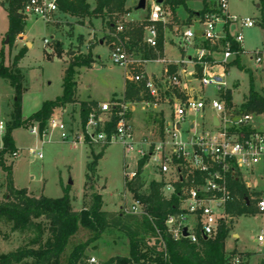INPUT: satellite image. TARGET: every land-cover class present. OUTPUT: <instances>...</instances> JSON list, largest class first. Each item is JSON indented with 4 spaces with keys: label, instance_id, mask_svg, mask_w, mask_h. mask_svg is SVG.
<instances>
[{
    "label": "rangeland",
    "instance_id": "374dc122",
    "mask_svg": "<svg viewBox=\"0 0 264 264\" xmlns=\"http://www.w3.org/2000/svg\"><path fill=\"white\" fill-rule=\"evenodd\" d=\"M139 1L128 0L131 14L127 23L134 25L144 23L151 0L147 1L145 10L136 9ZM88 3L92 8L95 7L94 0H88ZM164 6L170 14L168 21L171 23L170 29L165 32L167 33L165 53L168 60L177 61L180 55L176 45L180 42V35L186 23L194 20V13L202 10L203 4L200 1H188L187 9L178 7L175 15L171 14L169 6ZM258 6L259 0H229L231 14L239 18L256 19L258 26L263 28ZM187 10L191 11L190 15ZM123 22L124 17L118 20V25H123ZM25 24L23 34L17 37L10 35L8 10L0 6V54L3 64L12 68L15 56L20 52L24 56L20 62L21 68L19 67L20 74L24 77L23 93L19 100L16 89L9 81L0 77V123L4 126L3 132H0V146L2 147V139L7 127L12 124L18 108L21 111V122L24 123L12 133L16 151L20 153L19 157L12 158L15 152L3 156L0 153V158H3L7 166H12L14 187L26 190L27 194L34 198L51 199L62 198L64 190L68 189L72 208L77 212L91 207L90 196L96 192L102 195L105 211L144 215L145 210L142 206L138 211L135 210L133 195L125 189L126 174L137 171L139 159L136 152H125L119 143L110 145L98 163L96 174L92 176L87 174V167L93 160L92 151L98 154L101 146L88 145L83 140L73 144L75 139L72 138L82 135L84 131L80 117V102L98 101L101 102L99 106L104 103L123 104L124 95L121 94L128 72L110 61L111 46L120 43L119 33L110 31L108 25L101 19L86 18L79 21L65 14H61L57 22L52 24H45L36 19H29ZM195 31L199 32L197 29ZM232 31L236 33V30ZM239 32L244 37V54L240 56V66L229 67L226 78L227 88L231 90V103L236 107H241L246 102L251 83L257 92L264 96V31L257 27ZM255 51L262 53V63L259 65L252 59L255 57ZM189 53L194 52L191 50ZM79 57L91 58L93 63L91 67L75 69L77 83L75 102L56 109L54 117L46 125L44 133L46 136L39 138V124L29 118L41 109L44 102L55 101L63 96L65 71ZM161 66L149 64L142 71L148 74L158 73ZM134 74L135 72H132V75ZM214 93L212 87L206 92L210 96ZM114 94L117 95L112 99ZM161 108L160 105L157 111L150 109L144 112L141 107H137L135 113L131 115L139 139L155 133L159 128L161 122L158 111ZM163 108L165 112H169L167 106ZM212 114L206 112L205 122H210ZM101 118L106 121L110 116L102 114ZM56 120L66 126L69 135L66 142L61 138V131H53L50 127V123ZM252 125L258 130H264V114L257 115ZM33 128H37V136L31 133ZM31 150H35V154L31 153ZM39 155H42L41 159ZM87 175L89 179L86 178ZM245 176L248 184L257 186L259 191H264V179ZM155 179L159 181L151 166H146L141 175L143 187L140 192L148 194L149 186ZM6 194V174L0 168V198L4 199ZM36 222L45 224L42 219ZM233 222L229 224L232 225V230L226 244L228 263H233L237 258L241 259L239 264L264 263V241L258 242L260 236L264 239V214L242 215ZM234 234L237 238L233 236ZM92 236L91 231L80 229L79 233L71 238L59 264H67L74 249L86 243ZM146 238L150 246L155 244L156 239L149 236ZM47 240L48 234H45L43 243ZM35 241L36 237L31 233L12 232L11 225H0V255L14 252L19 248L38 249V242ZM129 251L127 236L118 230L108 229L99 241L87 247L84 262L94 257L102 264L114 258H126ZM24 264H33V260H26Z\"/></svg>",
    "mask_w": 264,
    "mask_h": 264
},
{
    "label": "built area",
    "instance_id": "2783aa9c",
    "mask_svg": "<svg viewBox=\"0 0 264 264\" xmlns=\"http://www.w3.org/2000/svg\"><path fill=\"white\" fill-rule=\"evenodd\" d=\"M1 5L8 10L10 0H0ZM16 12L24 21L36 19L45 24L57 22L62 14L59 0H18ZM169 15L163 4L151 0L143 37L149 48H157L160 25L165 31ZM235 25L240 29H253L258 24L256 19L232 15L229 0H216L209 12L184 27L179 47L187 55L190 49L196 48L198 41H202L207 46L221 49L222 59L216 61L205 48H199L193 58L187 56L173 63L164 59L155 61L165 65L160 75L142 71L150 62L129 51L124 43L112 45L110 61L128 72L127 81L137 85L144 82L150 100L130 102L123 98V104H101L98 113L94 110L90 113L82 135L72 136L75 139L73 144L82 140L88 145L101 147L119 143L125 152L135 151L138 162L144 161V168L151 166L159 177L157 182L164 184V197L170 199L177 193L180 198V213L169 216L166 221L168 233L175 241L190 239L197 244L198 235L213 238L222 223L229 225L236 220L237 217L227 211V206L237 201L232 189L234 181L244 184L250 192L251 196L244 202L264 214V194L252 195L254 191L245 181V175L264 179V130L252 125L255 114L246 113L232 103L229 106L226 99L228 68L241 55L244 42L241 32L231 33V27ZM124 30L122 24L116 28L118 33ZM233 42L241 53L233 49ZM254 54L252 59L261 64L262 53L255 51ZM170 66L174 69L171 70ZM211 87L215 91L212 96L206 94ZM160 105L159 128L139 139L131 115L137 107L148 112L150 109L157 111ZM164 106L169 112H165ZM206 112L213 113L209 123L205 122ZM102 114H108L110 118L104 121ZM113 115L117 122L114 130L107 133L106 124L111 122ZM50 127L53 131H61L63 141L69 139L64 124L56 120L50 123ZM3 130V123H0V132ZM31 133L37 136V128ZM31 153L35 154V150ZM19 155L15 152L12 158ZM136 174L137 171L127 173L126 182H132ZM135 204L137 211L141 206L144 208L139 202ZM189 218L191 221L188 222ZM185 230L187 237L184 236ZM263 241L260 236L258 242ZM240 262L241 259L237 258L231 264ZM87 263L101 264L94 257Z\"/></svg>",
    "mask_w": 264,
    "mask_h": 264
},
{
    "label": "trees",
    "instance_id": "16d2710c",
    "mask_svg": "<svg viewBox=\"0 0 264 264\" xmlns=\"http://www.w3.org/2000/svg\"><path fill=\"white\" fill-rule=\"evenodd\" d=\"M192 0H164L163 5L169 6L173 12L178 7L187 9V2ZM201 1L203 9L199 15H204L210 11L216 0H193ZM18 0H10L8 8L9 31L14 37L24 33L25 21L16 12ZM95 7L92 8L88 0H59V7L62 14L83 21L86 18L101 19L108 25L110 31H116L118 20L128 15V0H94ZM261 22L264 30V0H259ZM189 14L191 11L187 10ZM125 30L118 34L120 42L127 49L135 54L141 55L142 60L155 62L164 57V27L160 25L157 48H149L144 42V28L146 23L134 25L123 22ZM232 47L240 52V48L234 42ZM241 53V52H240ZM0 54V77L10 82L16 89L18 100L22 92L24 77L20 74L19 63L24 57L21 52L14 58L12 68L3 64ZM60 57V56H59ZM91 58H76L66 69L63 88L64 94L55 101H48L42 104L41 109L33 114L29 120L39 124V135L42 138L46 125L50 121L55 110L63 108L75 102L77 83L75 81V69L91 67ZM240 66V59L237 58L232 66ZM143 93L144 96H141ZM124 98L126 101L134 102L143 99L150 100L146 94L145 83L139 85L127 81ZM227 103L231 105V91L226 95ZM246 113L255 115L264 114V96L257 92L253 83L246 102L241 106ZM99 112L97 102H80V117L83 127L88 122L92 111ZM21 111L18 108L15 112L11 125L7 127L2 139L0 153L11 154L16 151V146L12 133L19 129L24 123L20 119ZM117 122L115 115L111 117V122L106 124L105 131L110 133L114 130ZM110 145L101 147V151L95 154L92 151L93 160L87 167V174L94 176L99 161L103 158L106 149ZM0 168L6 174V191L4 199L0 198V225H11L12 232H28L36 237L38 249L19 248L14 252L0 255V264H24L26 260H33V264H59L60 258L69 246L71 238L75 237L80 229H87L93 236L84 244L78 245L72 252L67 264H88L84 262L85 250L90 244L96 243L108 229H115L123 232L129 240V256L126 258H114L104 264H231L228 263L225 255V243L232 230V225L222 223L217 235L213 238L198 235V243L194 244L190 239L175 241L168 233L166 221L169 216H176L180 213V198L178 194L172 195L170 199L164 197L162 189L164 184L152 181L148 194H142L143 187L141 175L143 174L144 161H139L137 165L136 178L132 182L125 181V189L133 195L135 202L144 206L145 214L142 216L132 214H116L103 210L104 202L102 195L93 193L91 207L80 212L72 208L70 190H64V196L58 199L47 197L34 198L27 194L26 190H18L14 187L12 166H7L3 158H0ZM89 179V175L86 176ZM234 195L237 201L227 206L228 213L234 217L242 215H257L258 210L244 202L249 198L250 192L241 182L232 183ZM252 195L259 197L261 194L252 192ZM45 221L37 223V220ZM234 222L232 221L231 224ZM48 234V240L43 243V237ZM156 239L153 246H150L146 237ZM88 260V259H87ZM264 264V263H261Z\"/></svg>",
    "mask_w": 264,
    "mask_h": 264
},
{
    "label": "crops",
    "instance_id": "0c3cea01",
    "mask_svg": "<svg viewBox=\"0 0 264 264\" xmlns=\"http://www.w3.org/2000/svg\"><path fill=\"white\" fill-rule=\"evenodd\" d=\"M147 1V0H146ZM201 2V1H200ZM129 4V3H128ZM128 4H127V9H129L130 10V6H128ZM137 8V7H136ZM146 8H147V4H146ZM203 9V8H202ZM176 11V10H175ZM201 11V10H200ZM199 11V12H200ZM230 11V10H229ZM199 12L197 13H194V20L195 19H197L198 17H199ZM148 13H149V9H148ZM231 13V12H230ZM130 14H131V12L128 14V15H126V16H124V21L125 22H129V20H128V18L130 17ZM171 14H173V15H175V12L173 13V11H171ZM148 15V14H147ZM147 15H146V17H147ZM188 15H190V14H188ZM233 15V14H232ZM234 16H236V15H234ZM146 17L144 18V19H146ZM175 17H177V15L175 16ZM238 17V16H237ZM251 19H253V18H251ZM194 20H192L191 22H189V23H186V25H185V27H187V26H190L191 24H192V22L194 21ZM136 21H138V20H136ZM171 25V23L170 22H168V25L166 26V29H165V31H164V35H165V41H166V37H167V33H165L167 30H169L170 29V26ZM257 27L258 28H260V29H262L263 30V28H261V27H259L258 25H257ZM257 27H255V28H257ZM237 29H238V31H237ZM254 29V28H253ZM232 30H236L235 32V34H237L239 31H241V30H243V29H240L239 28V26H237V25H235V26H232L231 27V33L233 34V35H235L234 33H233V31ZM250 30V29H249ZM264 31V30H263ZM174 43V42H173ZM180 43V42H179ZM179 43L176 45L177 47H178V49H179V55H180V57H179V59L177 60V61H179L180 59H182V58H186L187 56H188V58H193L195 55H196V53H197V50L199 49V48H205L206 50H207V52H209L211 55H212V57H213V59L214 60H216V61H220L221 59H222V56H223V53H222V51H221V49H219V48H216V47H210V46H205L206 44H203V42L202 41H198L197 42V45H196V48H194V49H190L189 51H191V50H193V54H190L189 52L187 53V55H186V53H184V52H182V50L180 49V47L178 46L179 45ZM174 45H175V43H174ZM164 46H165V43H164ZM242 54H244V49L242 50V53H241V55ZM240 55V56H241ZM240 56H238V58L240 59ZM212 57L210 58V59H212ZM163 59L164 60H166L167 62H170V63H173V62H177V61H172V60H168L167 59V57H166V53H165V47H164V57H163ZM237 60V59H236ZM21 62V61H20ZM149 64H160V63H158V62H150V63H147L145 66H147V65H149ZM162 66H161V69H160V71L158 72V73H152V74H150V75H160L161 73H162V70L164 69V67H165V65L164 64H161ZM144 66V67H145ZM232 66V64L229 66V67H231ZM19 67H20V63H19ZM21 68V67H20ZM170 69L172 70V69H174V67L173 66H170ZM229 69V68H228ZM146 72V71H145ZM147 73V72H146ZM126 81H127V76H125V83H124V90H123V93L121 94V95H124V93H125V88H126ZM116 95L117 94H114L113 95V97H112V99L113 98H115L116 97ZM75 97H76V95H75ZM123 98H124V96H123ZM88 102H97L98 104L99 103H101V102H98V101H88ZM242 106V105H241ZM257 115H255V117H256ZM24 118L26 119V117L24 116ZM2 145H3V143H2ZM2 147L0 146V149H1ZM260 179V178H259ZM260 180H262V179H260ZM251 186V185H250ZM252 187V190L254 191V192H258V193H260V194H264V191H259V190H257V186H251ZM231 233V232H230ZM235 238H237V235L236 234H234L233 235ZM226 244H227V240H226V243H225V255H227V251H226Z\"/></svg>",
    "mask_w": 264,
    "mask_h": 264
},
{
    "label": "water",
    "instance_id": "95a60500",
    "mask_svg": "<svg viewBox=\"0 0 264 264\" xmlns=\"http://www.w3.org/2000/svg\"><path fill=\"white\" fill-rule=\"evenodd\" d=\"M163 2H164V0H158L159 4H163ZM146 4H147L146 0H140L136 9L137 10H145L146 9ZM258 8H259V6H258ZM71 184L72 183H70V185ZM184 236L187 237V231L186 230L184 231ZM205 239H207V238L205 237Z\"/></svg>",
    "mask_w": 264,
    "mask_h": 264
}]
</instances>
